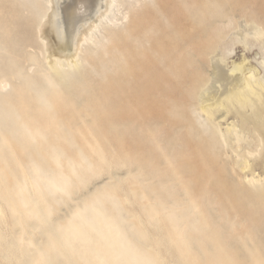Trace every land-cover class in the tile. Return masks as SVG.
<instances>
[{
	"label": "rangeland",
	"instance_id": "rangeland-1",
	"mask_svg": "<svg viewBox=\"0 0 264 264\" xmlns=\"http://www.w3.org/2000/svg\"><path fill=\"white\" fill-rule=\"evenodd\" d=\"M58 2L0 0V32H18L13 56L5 55L0 36V72L17 61L29 79L23 92L27 110L14 120L24 122V132H12L14 122L0 127V149L6 145L0 150V264H88L90 254L74 230L66 232L73 242L71 251L58 237L88 212L85 208L90 213L102 209L115 222L110 231L125 247L121 256L129 264L133 261H128V251L136 254L138 264H264V107L247 114L230 110L217 133L198 111L195 94L206 80L209 52H219L227 66L245 56L264 82V0H168L165 8L158 0H117L110 16L116 24L103 25L97 50H90L95 61L84 63L65 85L49 89L44 57L63 36ZM143 12L148 14L144 23L150 25L133 28L132 19ZM244 19L260 26L262 33L252 35L241 28ZM136 30L153 36L164 32L171 49L185 48L173 59L184 81L169 97L157 98L156 104L148 101L144 112L119 93L127 88L128 68L101 55L106 32ZM90 51L84 46L83 54ZM9 80H3L7 85L0 101L10 98L20 110L17 89H11L15 79ZM37 90L44 93L46 105L34 101ZM228 124L235 126L240 141L227 133ZM21 135V142L6 141ZM21 171L31 189L19 191ZM95 237V244L102 243ZM78 245L79 250L74 248ZM122 257L113 259L128 264Z\"/></svg>",
	"mask_w": 264,
	"mask_h": 264
},
{
	"label": "bare ground",
	"instance_id": "bare-ground-1",
	"mask_svg": "<svg viewBox=\"0 0 264 264\" xmlns=\"http://www.w3.org/2000/svg\"><path fill=\"white\" fill-rule=\"evenodd\" d=\"M117 4H118L117 0H63V1L60 0V3H59L60 6L58 7L59 9H61V13H60L61 15L59 14L60 15L59 17H61V18H59L60 19L59 27L61 30L60 32L62 33V34L61 33L60 34H61V36L62 35L63 36H62L61 42H59L57 44L58 46L56 45L55 49H53V48L51 49V47H50V51L49 52L47 51V53L45 52L47 55L45 54L46 56L44 57V62H45L44 64L46 66V75H43V77H44L45 82L47 83L49 89L50 88H57L60 84L65 85L68 82V80L71 79V77L74 74L83 70V68L85 66L84 63H86V62L87 63H93L95 61L96 57H95V55H92V53H95V52L90 51V50H92V48L97 50V48H98V46H97V41H98L97 35L101 34L99 32V29L103 25L116 24V22L114 20L115 17L113 16V18L110 19V16L113 14L114 8L117 7ZM158 4L160 5V7L165 8L168 4V0H158ZM146 17H148V14H146L145 12L136 13V15L134 16V18L131 21L132 27L135 29H136V27H139V29H141V27H142V29H147L148 25H150V24L147 21L144 23ZM42 18H44V17H42ZM151 20H152V18H151ZM175 25H177L176 22H175ZM242 26H243L244 30L247 29L248 31H251V34L252 33H258V34L262 33L261 29L259 28L260 26L257 27L255 24H253V22H251V24H247V23H245V19H244L243 25L241 24V28H242ZM166 30H167V28H166ZM200 30H201V28H200ZM0 33H1L0 36L2 37L3 42H5V45L3 48L5 55L8 54V55L13 56L14 53L16 52L15 48H17V45L15 46V44H16L15 34L17 35L18 32H0ZM54 33H58V32H54ZM165 33H166V31H165ZM50 34L51 33H49L48 36ZM106 34L108 36V37H106L107 42H106V44L102 45L103 51L101 52V55L102 56H110L111 57L110 61L113 62L114 59L118 60V62L120 61L123 64V67L125 69H126V67L128 68V70H125V77H126V81L128 82L127 88H126V90L124 88V92H122L123 91V87H122L121 90L119 91V93L124 94L125 96L130 98V100L133 102V105L136 107L138 112H142V111L144 112L147 110L146 108H147V106H149V105H147L148 101H151L152 103H154L155 101H157V98H159V97H161L163 99L169 97L172 94V92L176 88H178L179 84H181L184 81L183 75H182L181 71H179L181 68L173 63V59L176 57L175 52H177L178 49L182 50L184 47H183V45H181L182 47H180L179 46L180 44L177 41V44H179L178 47H180V48H177L175 50L171 49V46H170L169 42L167 41V39L165 40V38H167V37L164 35V32H160V34L157 36H153V34H151L150 32H140L138 30H136L135 32H129V33L112 32V31L110 32L109 31V32H106ZM187 34H189V33H187ZM197 34H198V32H197ZM199 35H200V33H199ZM57 36H58V38L61 37V36L59 37V35H57ZM170 37H171V35H170ZM191 37H189V38H191ZM171 38H173V37H171ZM197 38H199V37H197ZM197 38L195 37L196 40H197ZM44 39H41L43 46H45V44H47V43H45L46 41H44ZM128 40H130V41H128ZM204 40H205V38H204ZM188 43H189V41L186 42V44H188ZM243 44H244V42H243ZM84 46L88 47V50L90 51V53L83 54ZM114 52H117L116 57H114V55H113ZM185 53H186V51H185ZM219 54H220L219 52H218V54H216L215 52L214 53L209 52L206 54V58H205L206 64H207L206 80L195 88L196 102H197L196 105H198V107H199L198 111H200V113H202L205 116V120L209 122V124L213 127L214 131L217 133H220L219 122H222L229 115L230 110L236 109L237 112H239V113L247 114V113L255 112V110L259 107H264V101L262 99V96L264 93V82L261 81V79L256 76L257 75L256 68L250 65L249 60L245 56H243L240 61H238V62L233 61V62H231L230 66H227L221 60V58L219 57L221 54L220 55ZM194 55H193V57H194ZM158 57H159V59H156ZM176 62H177V60H176ZM13 63L15 65H13L11 63L6 64L5 67L3 68V70L0 72V74H1V78L3 80L8 79V84H10L9 78L12 79L14 77L15 84H12V86L11 85L10 86L12 87L11 89H13V87H16V89H17V101L16 102L18 103V105H20V110H16L15 108H13L10 98H8L7 100H4L5 99L4 98L2 101H0V127L1 128L3 127L5 129V128H7L8 123L14 122V125H12V127H11V129H13L12 132L15 131V132L22 133L25 130V124L23 121L17 122V119L19 118L18 114H22L24 108L26 107L25 103H24V99H23V92L25 91L26 82L29 79L24 74L23 68L20 66V64L17 61H15V62L13 61ZM191 63H192V61H191ZM122 64H121V66H122ZM39 72H41V70ZM26 73H29V72H26ZM177 73H178V75H177ZM26 79H28V80L26 81ZM3 80L0 82V91L1 92H2V90H4V87H6V85H7V83ZM89 80H91V79H89ZM12 91L13 90H10L9 92H7V96H8V93H11ZM34 101H36L37 103H39L42 106L47 104V100H46V97L44 96V93L38 92V90L35 93V100ZM158 102L159 101L155 102L154 104H156ZM33 103L35 104V102H33ZM33 103H32V105H33ZM26 110H24V111L26 112ZM149 112H151V110ZM197 113H199V112H197ZM15 118H17L16 121H14ZM199 118H200V116H199ZM229 123H231V122H229ZM226 126H227L226 130L228 132L227 131H224V132H227L228 134H231L233 132L234 134L232 136L235 135L234 138L236 137L237 138L236 141H238L239 135L237 134V132L234 129L235 126L232 124H228ZM240 132H242V130L239 131V133ZM0 136H1V134H0ZM12 137H13V135H12ZM31 137H30V139H31ZM222 139H221V141H223ZM235 139H233V140H235ZM241 139H242V137H241ZM15 140L21 142L22 135L20 136V138L17 137V138H12L10 140L6 139L7 142H10V141L14 142ZM16 141H15V143H16ZM33 141H34V139H33ZM223 143L225 144V142H223ZM3 146H2V148H3ZM5 147H6V145H5ZM249 152L251 153L250 150H249ZM80 159H81V157H80ZM244 161L245 160H243V162ZM247 161H245V163ZM207 163H208V161H207ZM236 164H238V163H236ZM244 165H246V164H244ZM7 167H8V165H7ZM242 168H246V166H244ZM35 170H38V169L36 168ZM72 171H74V170H71V172ZM9 172L11 173V170ZM25 174L23 171H21L19 174V178H18L19 179L18 180L19 191H21L20 188L23 189V188H26L27 186L29 187V189H31L29 185L26 186ZM42 175H43V172H42ZM43 177H44V175H43ZM43 177H41L42 180H40V181L46 180V179L43 180ZM49 177L52 178L51 175ZM53 179H55V177H53ZM29 180H31V179H29ZM48 180L49 179H47L46 181H48ZM34 181L35 180H33V182ZM49 181L47 183H49ZM244 181H246L249 184H253L255 182L254 178H246ZM258 181H259V179H258ZM66 182L64 181L63 184ZM35 183H33V184H35ZM111 183H113V182H111ZM30 184H32V182ZM51 184H50V187L52 185L53 186L57 185V183L55 185L54 184L51 185ZM155 185H157V184H155ZM218 185H219V183H218ZM32 186L33 185H31V187ZM36 186H37V184H36ZM44 186L46 187V185H44ZM252 186H254V185H252ZM224 187H225V185H224ZM62 188L65 189V186H63ZM35 190H36V188H35ZM50 190H52V192H53L52 188ZM60 190H63V189H59V191ZM17 192H18V190H17ZM52 192H51V194H52ZM16 194L17 193H15V195ZM29 195H30V192H29ZM36 195H37V193H36ZM40 195H42V194H40ZM53 195H55V194H53ZM170 195H172V194H170ZM25 196H27V195H25ZM51 197H53V196H51ZM55 197L60 199L59 196L58 197L55 196ZM3 198H4V196H3ZM22 198H24L23 195H22ZM33 202H34V200H33ZM39 202H41V200ZM0 203H1V201H0ZM42 203H43V201L41 202V204ZM38 204H39V206L41 205L40 203H38ZM25 205H26V203H25ZM91 205L93 206V204H91ZM43 206L44 205L42 204V207ZM46 207H43V208H46ZM89 207H90V205L88 206V208ZM97 207L99 208V206H97ZM93 208H95V207H93ZM35 209H36V211H38V210L40 211V209H38V210H37V208H35ZM85 209H86L85 212L86 211H88V212L85 214L83 213L84 215L82 218H80L78 216L77 222L72 223L70 225L66 224L67 227L65 229L63 228L64 227L63 226L62 228L65 231L63 230L61 233H60L61 230L59 232L57 231V235L60 233L58 235L59 239H61L62 242L64 243V246L69 248V251H71L72 240L69 239L66 232L69 229H70V231L72 229V230H74L73 234L76 235L77 239H82V241L84 242L82 244H85L84 246H86L85 248L87 249V252H88V253L86 252L87 255L90 254V256H88V257H91V258H88L86 261H88L90 259V261L94 262V264H113V263L118 264V262H116V260H114V259L122 257L121 255L125 251V247L121 245V242L117 243V239H115L116 241L114 240L115 237L114 238L112 237L114 235L112 234L113 231L112 232L110 231L111 230L110 227L111 228L114 227L115 222L113 221L114 223H112L110 218L108 219L106 217V215L103 214L102 209H99V210L96 209L98 213H96L94 210L93 212H91L93 214H91L89 212L90 208H89V210L87 208H85ZM47 210H48V208L46 209V211ZM94 212L96 214H94ZM45 213L47 214L48 212H45ZM77 214H78V212H77ZM75 216H77L76 212H75ZM73 220H76V217ZM3 221H5V220H3ZM32 221H34V220H32ZM69 221H71V218ZM30 224H31V222H30ZM48 224L51 225V223H48ZM35 226H37V225H35ZM46 226H47V223H46ZM8 230H9V228H8ZM91 231L95 234L91 233ZM54 232L55 231H53V233ZM92 234L94 236H96L95 238H97V239L100 238L102 240L101 241L102 243L95 244L93 242L94 236H92ZM96 234L98 235V237ZM55 235H56V233H55ZM58 241H60V240H58ZM143 243L144 242H142V244ZM79 247L80 248H78L76 246L74 248L75 249L77 248V250H79V249H81V246H79ZM86 249H85V251H86ZM83 252H84V249H83ZM75 253H77V252H75ZM86 253L84 252L85 255H86ZM72 254H73V251H72ZM81 254H83L82 250H81ZM81 254H80V256H81ZM200 256L203 258L202 255H200ZM76 257H78V256H76ZM86 258H87V256H86ZM78 259H80V258L78 257ZM127 259H128V261H133L134 263L132 262V264H138V262H139V260L136 259V254L131 253L129 251L127 253ZM113 260L115 262H113ZM123 260H124V258H123ZM55 261H58V260H55ZM90 261H88V264L90 263ZM124 262H127V261L124 260ZM127 263L129 264L130 262H127ZM83 264H86V262H84Z\"/></svg>",
	"mask_w": 264,
	"mask_h": 264
}]
</instances>
